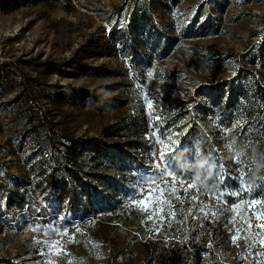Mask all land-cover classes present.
Listing matches in <instances>:
<instances>
[{
  "label": "rangeland",
  "instance_id": "rangeland-1",
  "mask_svg": "<svg viewBox=\"0 0 264 264\" xmlns=\"http://www.w3.org/2000/svg\"><path fill=\"white\" fill-rule=\"evenodd\" d=\"M1 62L12 65L0 66V264L264 261L260 221L248 207L264 199L258 109L240 98L224 123L207 104L187 140L178 105L200 90L204 102L218 101L240 83L258 94L264 0H0ZM35 106L49 110L61 137L101 145L95 170L77 179L92 197L84 216L38 175L24 112ZM148 176L164 191L145 211L133 201L147 196L137 184ZM10 192L41 202L34 208L46 217L33 219Z\"/></svg>",
  "mask_w": 264,
  "mask_h": 264
},
{
  "label": "trees",
  "instance_id": "trees-1",
  "mask_svg": "<svg viewBox=\"0 0 264 264\" xmlns=\"http://www.w3.org/2000/svg\"><path fill=\"white\" fill-rule=\"evenodd\" d=\"M138 9L142 15H147L145 8L140 7ZM2 65L9 66L12 64L1 62L0 66ZM244 70H247L245 65L242 66V71ZM251 73L254 76L256 75L253 71ZM225 82L229 83L228 79ZM254 87L258 88L257 95H252L249 88L242 83L230 85L229 92L222 99L219 98L218 101L213 99L212 102L211 100H209L210 102H204V99L208 97L207 92H205L206 90L186 94L185 98L178 103L179 107L183 108L182 117L185 119L186 139L192 140L200 131L201 120L197 118V110L211 111L209 110V106H207V104H211V107H216L222 115H225L224 123H226L228 121L226 116L231 115L232 105L238 103L240 98L245 99L250 109H258L259 124L264 126V82L256 77ZM213 88V85L209 87L212 90ZM24 112H27V115H29L28 119H30L31 124L28 125L31 126L30 129L34 132L38 141L35 153L41 155L40 162L42 169L38 172V175L43 179L45 183L44 187L47 190L54 191L55 197L58 200L67 199L71 212L73 211L74 215L84 216L93 206L92 197L84 192L82 184L77 182V179L80 177V173L91 175L92 171L95 170L92 167H97V155H100L102 151L100 143L95 138H89L85 141L72 138L68 135L62 136V138L60 132L55 127V122L49 110L45 107H28L24 109ZM260 146L264 149V135L260 140ZM114 159L115 156H111L113 162ZM72 169L76 170V183L69 180L71 176L69 171ZM116 173H118V170ZM98 177L103 178L101 175ZM9 197L10 202L16 201L20 205V208H26L33 219L46 217L44 215L46 213L45 209L34 208L36 205L43 207L41 202L36 204L31 199L26 198L24 194L18 192H10ZM42 200H44V196L40 198V201ZM81 207L84 208L81 210ZM76 210L78 212H75Z\"/></svg>",
  "mask_w": 264,
  "mask_h": 264
},
{
  "label": "snow or ice",
  "instance_id": "snow-or-ice-1",
  "mask_svg": "<svg viewBox=\"0 0 264 264\" xmlns=\"http://www.w3.org/2000/svg\"><path fill=\"white\" fill-rule=\"evenodd\" d=\"M149 107H151V104L149 103ZM165 152H162L160 155V160L163 163L165 159ZM170 167V164L168 165ZM157 168H159V165H157ZM144 185H149L148 188H145ZM151 185H156V177L155 176H148V177H141L137 184L138 192L141 196H145V192H147V196H145L144 200L141 201H133L134 203H141L145 204L144 210L148 211L149 207L152 204V201L149 199L150 197H153V193H156V195H162L163 194V187L156 185L154 188L151 187ZM189 187H192L191 185ZM244 191L248 192L251 191V187H246ZM236 195H239V192L235 193ZM147 201V203H145ZM259 206V208H257ZM239 207V205H237ZM248 207L251 209H255L254 215L256 216L257 220L260 221V223H257L255 227L259 229V235L264 236V199H253L249 202ZM151 218V217H149ZM245 223L249 228L253 227L250 220H245ZM239 232H237V235ZM51 247H56V244L49 243L48 245ZM62 247V246H60ZM258 264H264V261H258Z\"/></svg>",
  "mask_w": 264,
  "mask_h": 264
}]
</instances>
